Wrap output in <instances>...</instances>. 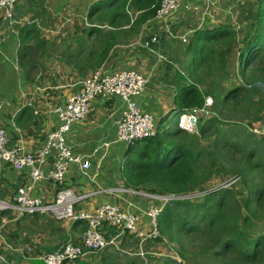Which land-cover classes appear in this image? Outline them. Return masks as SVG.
Instances as JSON below:
<instances>
[{
  "label": "crops",
  "instance_id": "1",
  "mask_svg": "<svg viewBox=\"0 0 264 264\" xmlns=\"http://www.w3.org/2000/svg\"><path fill=\"white\" fill-rule=\"evenodd\" d=\"M100 1L104 0H20L14 23L11 25L4 22L0 14V129L7 132L12 146H22L29 152L41 150L48 134L58 123L52 109L65 104L73 94L79 92L82 80L92 74L91 69L82 68L89 64L88 54L92 45V37L86 35L92 28V22L88 20L89 11ZM187 1L200 11L174 15L168 21H160L155 17L148 20L133 40L118 44L99 69L104 73L133 69L149 77V85L140 99V104L159 121L167 118L171 122L178 111L174 105L175 87L166 78L172 71L166 68L168 66L165 63L153 58L149 51L134 45L142 38L150 39L158 35L159 43L155 48L171 59L173 66L180 70L178 67L185 58L188 61L183 64L184 67L189 65V57L175 53L180 46L186 44L166 33L167 24L172 25L176 36H186L189 39L198 30L231 26L237 32L238 40L228 55L227 87H230L240 81V63H237L240 48L252 34V25L259 13V0ZM130 3L127 5V12L134 21L143 11L131 9ZM25 25L38 27L56 49L55 54H51L47 51V45L41 52L32 53L30 57L33 61L45 62L48 67L45 71L31 73L29 76L20 65V30ZM123 29L127 30V26ZM82 41L87 42L88 47L84 52L86 55L80 59L78 44ZM120 105L117 99L97 98L92 102L89 116L75 124L67 136L68 143L76 153L91 156L93 172L98 174V184L103 188L124 184L122 167L128 147L116 143L107 150L102 148L103 144L116 139L115 121L121 110ZM167 121L164 127L167 126ZM51 168L52 160H49L42 167V172L46 175ZM29 177V169L17 171L7 164L2 165L0 212L10 213L9 217L2 219L1 225H5L2 235L13 251L19 246L31 245L36 249L38 259L19 257L4 246L0 239V256L5 258L6 264H38L43 262L40 256L45 251L67 240H79L81 237V229L74 228L70 223L55 222L52 218L41 215L16 220L15 213L4 208L14 205L17 189L25 185ZM64 186L81 192L90 190L92 184L78 168L72 167L66 175ZM59 189L58 184L44 178L38 182L33 195L49 201ZM110 200L101 196L93 202L92 199L86 202L85 206Z\"/></svg>",
  "mask_w": 264,
  "mask_h": 264
},
{
  "label": "trees",
  "instance_id": "2",
  "mask_svg": "<svg viewBox=\"0 0 264 264\" xmlns=\"http://www.w3.org/2000/svg\"><path fill=\"white\" fill-rule=\"evenodd\" d=\"M129 3L131 9L143 11L134 21L132 15L127 12ZM160 3L161 0H104L94 4L88 15L92 28L86 33L87 37H92L88 54L89 64L82 69H91L92 73L99 70L118 44L133 40L139 34L141 26L156 16ZM263 5L264 0H259V13L252 25V34L240 48V81L228 87L229 90L226 89L228 55L238 40L237 32L231 26L195 31L189 42L182 45L184 54L189 57L187 67L186 65L183 69L178 67L180 69L178 70L173 66L171 59L165 63L168 66L166 68L174 73L173 77L171 74L166 78L169 84L175 87L174 105L175 110H178L177 115L203 108L206 99L211 97L214 102L211 110L216 116L200 121L198 136H191L178 125L166 129L164 124L167 118H162L159 121L158 135L130 146L122 167V178L127 187L158 195H183L205 190L215 178V174L224 171L221 162L233 161L235 166L233 173L242 179L241 187L224 188L196 200L169 202L159 218L162 236L157 242H162L171 235L174 224L179 228L178 234H187L200 232L199 224L203 223L205 227H211L217 236L226 238L217 255L227 256L236 253L239 264H257L264 261V237H249L245 231L253 215L264 216V179L259 184L249 183L250 179L258 174L260 165L258 152L255 149L245 150L242 158H236L235 154L241 151V148L229 135H224L220 128L239 125L225 121L222 113L239 106L245 97L249 101L253 100L254 94L260 91L257 88L258 82L264 83ZM125 26L127 30L123 29ZM20 31L22 69L26 75H30L42 64L41 67L45 70L48 67L47 63H39L33 59L30 61V56L35 50L40 51L47 45L52 47L54 45L50 44V40L35 25H25ZM34 41L38 45L35 46ZM87 46V42H79L80 59L86 55L84 52L87 51ZM259 103L262 106L257 108L255 117L245 124L256 126L264 122V95ZM229 132L241 134L234 128ZM254 137L264 141L262 138ZM205 139L217 142L212 146L194 142ZM229 149L234 150L231 155ZM183 210L185 218L181 220ZM202 211L204 212L201 213ZM9 216L8 212H0V225L3 217ZM226 221L230 223V228H227ZM73 227L82 231L85 229V223L76 222ZM203 231L207 229L201 232ZM163 264H171V261L166 258Z\"/></svg>",
  "mask_w": 264,
  "mask_h": 264
},
{
  "label": "built area",
  "instance_id": "3",
  "mask_svg": "<svg viewBox=\"0 0 264 264\" xmlns=\"http://www.w3.org/2000/svg\"><path fill=\"white\" fill-rule=\"evenodd\" d=\"M19 1L0 0V14L4 22L10 25L14 23ZM190 11L200 10L187 0H161L155 19L168 21L174 15ZM205 14L207 16V13ZM165 28L168 35L182 44L189 42L186 36H176L171 24H167ZM158 43L159 36L154 35L150 39H140L134 46L146 49L158 62L166 63L169 59L155 48ZM149 81V77L133 69L113 73H104L101 70L93 72L82 80L79 92L73 94L65 104L52 109V113L58 119L57 126L48 134L44 146L37 152H29L19 145L12 146L7 132L0 129V180L3 164L17 171L30 170L28 182L17 189L14 205L4 208L12 210L16 220L41 215L48 216L55 222H66L71 225L76 222L85 223V229L80 231L79 240H67L40 256L45 264H77L82 258L107 249L141 258L156 255L154 251L149 252L148 247L162 236L159 218L169 202L192 200L190 197L194 196L203 198L210 193L230 188L232 183L215 184L214 188L208 186L203 191L189 194L158 195L124 184L106 188L98 184V174L93 172L91 156L76 153L68 143L67 136L75 124L89 116L92 102L97 98H104L117 99L121 104V110L115 121L116 139L103 144L102 148L107 150L116 143L129 148L142 140L156 137L159 133V119L140 104ZM213 104V99L208 97L203 108L178 115V127L186 132H197L201 119L207 120L216 116L211 110ZM246 125L250 133L264 139L263 123L256 126ZM49 160H52V168L45 175L42 167L48 164ZM72 167L78 168L90 181L92 184L90 190L78 192L64 186L66 175ZM44 178L60 186L54 198L49 201L33 195L38 182ZM101 196L111 200L85 206L86 202L91 199L93 202L95 198ZM4 229L5 225H1L0 239L12 252V247L2 235ZM126 244L136 246L135 251L128 249ZM13 253L23 259L34 257L38 259L36 249L31 245L19 246ZM0 261L6 264L3 256H0Z\"/></svg>",
  "mask_w": 264,
  "mask_h": 264
},
{
  "label": "rangeland",
  "instance_id": "4",
  "mask_svg": "<svg viewBox=\"0 0 264 264\" xmlns=\"http://www.w3.org/2000/svg\"><path fill=\"white\" fill-rule=\"evenodd\" d=\"M263 10H264V5H263ZM34 43H35V46L38 45L36 44L35 41ZM90 43L92 44V39ZM55 51L56 49L54 47L48 46L49 53L55 54ZM35 52H41V51L35 50ZM175 54L176 55L182 54V56L186 57L182 46L179 47V51H177ZM234 56L235 58H238L236 55ZM30 60L32 59L30 58ZM187 61H188L187 58L182 60V63L179 67L183 69L184 68L183 64H185ZM238 62L239 61H237V63ZM237 63H236V66H237ZM41 65L42 64L39 65L38 70L37 69L34 70L35 74L39 73L40 71L46 70V69L43 70ZM252 67L253 65L250 66V68ZM263 67H264V64H263ZM184 72H186V70ZM249 74L250 73H248V75ZM257 88L260 91L254 94L253 100L249 101L245 97V99L239 106L233 109H230V111H224L222 113V116L225 121L229 123H237L239 125H235L236 127L227 126L225 128L223 127L220 128L224 135H229L231 140L234 143L238 144L239 147L241 148V151H238L235 154L236 158L238 159L242 158L245 150L255 149L258 152V163L260 165L258 168L257 176L253 177V179H250L249 181L251 185L262 183V180L264 179V172H263L264 141L257 140L254 136H252L249 133V131L246 130L247 125L245 124V122L255 117L257 108L262 106V104L259 103V101L261 100V97L264 95V83L258 82ZM226 89L229 90L228 87H226ZM201 120H204V119H201ZM172 121L171 122L167 121V124H166L167 126H165L167 127L166 129H171L173 127H176L177 116H174V120ZM232 128H234L236 132L238 133L240 132L241 134L230 133L229 131L232 130ZM190 135L198 136L199 127H198L197 132L190 133ZM190 140L191 139H188V141ZM194 142L195 144H201L203 146L204 145L212 146V145H215L217 141L214 142L212 140L205 139V140H200V141L196 140ZM258 143H260L259 146L257 145ZM233 152L234 150L229 149V155H231ZM221 163L224 165V166L222 165L224 167V171H220L218 172V174H215V178L212 180V182H210L207 185V188L208 186H210L211 188H214L215 184L220 185V184H229V183H232L231 186L235 187V189L240 188L242 184V179L234 175L233 168H235V166L233 164V161L224 160ZM244 196L246 197V195ZM245 197L239 196V198H245ZM190 199L196 200L198 199V197L194 196L193 198L190 197ZM203 212L204 211H202L201 213ZM181 213L182 215L180 219L183 220V218H185V216H183L185 211L183 210ZM199 225L201 226L200 232H193V233L188 232L187 234L186 233L178 234L179 228L176 224H174L175 227L171 235L164 238L162 242L156 241L155 243H151L149 245L148 251L149 252L154 251L156 255H148L146 258H141V257L122 254L114 250H106L107 251L106 253L102 252V254L104 253L103 255L100 253H96V254H91L85 258H82L80 261H78V264H106V261H107V264H163L166 258H168V260L171 261V264H239L238 263L239 258L236 253H230L227 256L217 255V252L221 249V246L226 241L225 237L217 236L213 232V230H211V227L209 226L205 227L203 223H200ZM226 225H227V228H230V223L228 221H226ZM203 229H207V231L201 232ZM245 231L247 232L249 237H253V238L264 237V216L257 217L253 215V217H251L250 225L249 227L245 228ZM79 234L81 233L79 232ZM127 248L134 249L135 251L136 246L128 245ZM132 260L134 261V263H131ZM38 264H44V263L39 262ZM257 264H264V261L261 263H257Z\"/></svg>",
  "mask_w": 264,
  "mask_h": 264
},
{
  "label": "clouds",
  "instance_id": "5",
  "mask_svg": "<svg viewBox=\"0 0 264 264\" xmlns=\"http://www.w3.org/2000/svg\"><path fill=\"white\" fill-rule=\"evenodd\" d=\"M176 116H178L177 114H176ZM177 125V124H176Z\"/></svg>",
  "mask_w": 264,
  "mask_h": 264
}]
</instances>
